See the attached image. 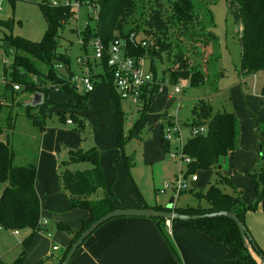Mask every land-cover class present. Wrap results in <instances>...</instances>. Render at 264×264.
Here are the masks:
<instances>
[{
	"label": "rangeland",
	"instance_id": "rangeland-1",
	"mask_svg": "<svg viewBox=\"0 0 264 264\" xmlns=\"http://www.w3.org/2000/svg\"><path fill=\"white\" fill-rule=\"evenodd\" d=\"M41 1L0 0V39L11 34L13 37L40 41L47 28L39 5ZM56 1L62 3L64 0ZM191 1L197 17L191 24L192 28L179 27L173 23L165 33L146 28L139 31L136 37L147 45L152 44L155 38H160V45L164 48L162 51L160 49L161 54L155 59L146 56L139 58L142 69L150 70L152 66L158 83L161 82L149 107L142 111L126 101L120 102L123 112L120 130L124 138L121 152L128 157L131 165L129 168L125 158L118 152V121L114 104L111 106L107 103L110 101V91L106 86L95 85L94 90L88 94L86 109L73 108L66 111V115L71 112L75 117H82L87 121L84 129L66 125L56 113L58 105L68 104L69 93L58 89L50 90L48 99L51 105L44 118V129L40 131L38 127L32 126L25 115V104L30 100L31 94L22 90L12 91L5 86L10 81L12 57L3 47L4 41H0V126L4 127L1 138L11 144L15 154L14 163L17 164H27L33 160L37 164L38 154L40 160L42 150L44 151L40 171L38 162L35 187L40 200V220L47 222L44 227L34 232L28 227L17 228V236L11 233L12 229L0 232V240L6 242L2 244L7 246L5 254L0 257V264H11L15 261L18 264H39L41 260L44 264H50L48 252L51 251L52 244L64 249L66 240L70 237L69 233L58 227V223L67 224L72 232L73 227L77 230L80 228L82 219L86 216L85 210L72 208L66 195L62 199L63 204L59 201L56 205L54 200L45 199V194L53 187L56 179L55 168L58 165L57 162L51 163L48 149H56V144L60 145L62 142L77 143L75 147L80 146L82 149L95 146L101 154L100 162L101 159L110 161L108 174L103 173V176L106 186L112 188L115 205L120 208H138L144 204L165 206L171 198L177 207L203 205L204 198H197L195 193H204L215 182L217 171L231 180L232 184L221 186L227 193L233 194L234 186L244 201L254 202L251 199L256 197V188L252 173L264 164V67L255 75L241 72V27L229 9V0ZM96 17L93 10L82 5L76 18H69L61 26L58 50L68 51L69 65L56 68L57 74L64 78L78 75L80 66L76 62L77 58L85 53L90 54L91 51V40L82 44L80 34L95 27ZM86 21L89 27L85 25ZM1 22H9L10 28ZM148 30L153 33L150 34ZM179 49L189 57L193 68H199L203 74L202 81L196 86L191 85L188 79L180 81L177 84L181 87L180 94L175 93V85L169 82L168 75L164 72L169 64H175L174 54ZM100 66L92 63L90 70L100 73ZM93 73L94 77L96 74ZM201 100L208 102L213 112L233 113L239 123V136L234 149L221 156L217 166L197 169L193 173L196 179L190 181L193 174L186 173L187 157L184 155L181 159L179 153L183 143L192 136L188 124L198 118V102ZM165 114L178 119L181 140L164 139ZM174 151L177 154L172 157L170 153ZM90 167L89 162H80L73 164L71 168L83 170ZM178 176H183L189 182L187 181V188L175 197L171 183ZM164 184L169 187L163 194H159L158 190ZM3 186L0 184V195ZM102 194L103 191H97L93 198L97 199ZM45 227L49 235L44 231ZM165 231L171 242L169 230ZM32 232L31 242L28 245L22 244L21 241ZM173 249L175 255H178L174 246ZM52 252V255L58 253ZM61 255L62 253L58 254L55 264Z\"/></svg>",
	"mask_w": 264,
	"mask_h": 264
},
{
	"label": "trees",
	"instance_id": "trees-1",
	"mask_svg": "<svg viewBox=\"0 0 264 264\" xmlns=\"http://www.w3.org/2000/svg\"><path fill=\"white\" fill-rule=\"evenodd\" d=\"M95 3L98 6L96 25L93 29L81 32L80 40H83L81 43L99 39L107 48L114 39H122L125 42L126 53L136 59L145 56L149 59H155L160 56L164 48L163 45H160V38H155L152 44L141 46L136 37L142 29L150 28L151 30L154 28L156 32L165 33L173 23L179 27L192 28L191 24L197 20L191 0H95ZM39 5L47 23V28L40 41L13 37L11 34L0 39V41L9 42L14 48V56L9 70L10 81L5 83V86L15 91L13 84H19L22 86L20 90L27 91L31 95L34 92L43 93V101L35 108V111H32L33 107L29 105H26L25 108V115L29 118L32 126L38 127L40 131L44 129V118L51 105L48 92L52 89H58L69 93L68 104L58 105L56 113L62 121L66 122L70 119L71 125L75 128L84 129L87 126L84 119L75 117L71 112L66 115V109H86L87 96L94 89L88 93H79L64 76L57 74L55 69V65L59 63L64 66L69 65L68 51L66 49L64 51L58 50L61 38L59 31L69 18L75 17V11L67 6L52 7L49 0H42ZM229 9L241 27V72L243 74H256L264 67V0H229ZM1 24L10 28L9 22H1ZM86 26L89 27V24ZM148 32L153 33L149 30ZM131 36H133L135 44L130 41ZM105 60L106 56L103 57L102 62L97 63L101 65L102 72L96 73L94 77L92 75V78L94 87L96 84H101L110 91L111 102L115 106L118 121L117 147L119 154L125 158L126 166L129 168L131 165L128 157L121 152L124 138L120 130V124L123 120L120 102L123 100L114 91L111 70L106 65ZM174 61L175 64H169L164 71L171 84L175 85L188 79L191 85L196 86L202 81V71L199 68H193L191 60L184 51L179 49V52L174 54ZM150 71L153 73L155 83L151 88L143 89V103L138 108L142 111L149 107L151 98L154 93L159 91L161 83H158L152 66H150ZM47 82L50 84L49 88L41 87ZM198 106V118L193 119L188 125L204 126L205 132L190 136L182 148L183 154L189 159L186 163V173L190 174H193L197 169L217 166L219 158L234 149L239 136V123L233 113L213 112L210 104L204 100L199 101ZM1 109L2 102L0 100V111ZM61 109L65 111L62 110L61 112ZM164 120H166V114L163 116V122ZM9 126H11L10 120ZM3 128L0 126V184L4 185L0 195V227L3 230L28 227L34 232L44 227L39 224L41 207L35 187L37 164L35 160L27 164L14 163L15 154L11 144L8 140L1 138ZM80 162H89L91 167L83 170L71 168L73 164ZM252 176L256 188L254 202L246 203L233 185L234 193H227L221 186L232 184L231 180L217 171L215 182L210 184L204 193H195L197 198H204L205 203L203 205L186 207L174 205L172 210L183 214L232 212L245 224L246 233L253 249L264 256V252L252 238L245 223L247 212L257 209L264 210V164L257 168ZM57 177L62 191L68 197L70 206L83 209L86 212V216L82 219L81 226L76 232H72L67 224L58 223L60 229L71 235L68 245L58 259L57 264H61L70 246L81 232L93 221L117 206L114 202L115 197L111 186L107 187L105 184L100 163V151L95 146L87 149L77 147L68 150L67 155L58 160ZM97 191H103V194L94 199L93 195ZM142 207L170 210L161 205L147 206L144 204ZM150 219L153 220L163 238L169 240L164 227L166 220L162 218ZM183 223L201 231L211 240L222 244L239 264H256L244 247L235 222L230 218L214 216ZM44 231L48 233L47 227ZM33 232L21 241L22 244L28 245L31 242ZM11 264L18 263L15 261ZM39 264L44 263L41 260Z\"/></svg>",
	"mask_w": 264,
	"mask_h": 264
},
{
	"label": "crops",
	"instance_id": "crops-1",
	"mask_svg": "<svg viewBox=\"0 0 264 264\" xmlns=\"http://www.w3.org/2000/svg\"><path fill=\"white\" fill-rule=\"evenodd\" d=\"M109 100L110 101L107 103L112 106L111 94ZM71 110V108L66 109V111ZM85 123L86 125L88 124L87 121ZM65 124L71 125L67 124V122H65ZM44 136H46V133ZM39 138V142L41 143V137ZM76 144L77 143L74 142L66 144L62 142L60 145L56 144V149H48L50 155L48 158L52 160L51 163L54 164L57 162L58 164V160L64 158L68 150L77 148L75 147ZM43 145L42 147H44ZM57 149L59 151H57ZM42 153H44L43 150ZM42 153L40 160L39 154L37 157L36 166L38 168L39 162V171ZM109 162L108 160L101 159L100 163L104 174H108ZM55 174L56 179L54 180L53 187L47 191L45 199L54 200L57 205L59 201L63 204L62 199L66 194L62 191L57 177V166L55 168ZM251 202L252 201H247L246 203ZM174 205L177 206L176 203H174ZM245 223L252 238L264 252V210L257 209L256 211L247 212L245 215ZM164 227L169 230L168 234L171 235L172 244L169 240L163 238L152 219L144 217H117L110 219L97 228L91 236L83 242L69 264H239L222 244L211 240L204 233L188 224L180 221H167ZM72 230L76 232L77 228L73 227ZM3 231L5 230L0 229V232ZM70 239L71 235L66 240L64 249L68 245ZM2 243L6 242L0 240V257L3 256L5 250H7V246H4ZM54 245L55 244H52V246ZM172 245L178 252V255L176 254L178 257L175 255ZM52 246L48 254L51 258L50 264H55L58 254H61V251L64 249L57 247L56 250H53ZM52 251L58 253L52 255Z\"/></svg>",
	"mask_w": 264,
	"mask_h": 264
},
{
	"label": "built area",
	"instance_id": "built-area-1",
	"mask_svg": "<svg viewBox=\"0 0 264 264\" xmlns=\"http://www.w3.org/2000/svg\"><path fill=\"white\" fill-rule=\"evenodd\" d=\"M50 5L52 7L58 6H67L75 11V18L77 15L78 9L84 5L89 9L93 10L96 15H98V6L95 3V0H64L62 3H59L56 0H51ZM88 16V15H87ZM88 18H91L88 16ZM88 24V21L85 22V25ZM130 41L135 44L133 36H131ZM80 42H82L80 40ZM141 46H146L145 41H140ZM91 51L85 53L84 56H79L76 60L77 64L80 66L78 75H73L71 77H66L68 82L73 85L76 91L79 93H88L94 89V81L92 78V71L90 70V64L100 63L104 56H106V65L110 68L112 74V84L114 87L115 93L123 101L135 105L138 108L141 107L142 101V92L144 88H151L155 83L154 76L152 71L142 69V65L139 59H136L126 53L125 42L122 39H114L107 48L104 47L102 42L99 39H94L89 44ZM56 68H63L64 65L56 64ZM255 75V74H254ZM179 84V82L177 83ZM175 84L174 91L175 93H181V87ZM50 87V84H42L41 87ZM15 90H20L22 88L19 84H13ZM181 98H179L180 100ZM67 124H72V121L68 119ZM165 127L163 129V137L166 141L175 138V140H181V130L178 119L176 117L166 115ZM191 135H196L198 133H204V126H195L189 125ZM184 144V143H183ZM183 148V145H182ZM172 157H175L177 152L170 153ZM180 158L183 159L184 154L181 149ZM182 155V156H181ZM187 157V156H186ZM189 161L188 157L186 163ZM185 176V175H184ZM196 175L190 177V181H194ZM187 179L183 176L176 177L175 181L171 183V187L174 189L175 197L181 191L185 190L188 186ZM189 182V181H188ZM169 186L164 184L161 189L158 190L159 194H163ZM174 206V199H173ZM46 220H39L41 226L46 225ZM0 229H2L0 227ZM14 235L18 234L17 230H12ZM48 234V233H47ZM49 235V234H48ZM53 250L57 249V246H52Z\"/></svg>",
	"mask_w": 264,
	"mask_h": 264
},
{
	"label": "water",
	"instance_id": "water-1",
	"mask_svg": "<svg viewBox=\"0 0 264 264\" xmlns=\"http://www.w3.org/2000/svg\"><path fill=\"white\" fill-rule=\"evenodd\" d=\"M3 47L7 51V53L13 57L14 56V48L10 45L9 42H3ZM43 101V93L42 92H34L31 95L29 102L25 105H29L31 107L39 106ZM166 208L170 210H157L153 208H120L116 207L108 213L102 215L97 220L93 221L81 234L76 238V240L72 243L69 250L67 251L63 261L61 264H69L74 254L77 252L78 248L83 244V242L102 224L107 222L110 219L117 217H144V218H162L166 221H180V222H189L197 219L214 217V216H226L230 218L233 222H235L239 234L242 238L244 247L247 249L248 253L255 260L256 264H264V256L258 254L253 246L249 242L248 234L246 233L245 224L232 212L228 211H219V212H211L206 214H183L179 212H175L172 210L173 208V199L171 198Z\"/></svg>",
	"mask_w": 264,
	"mask_h": 264
}]
</instances>
